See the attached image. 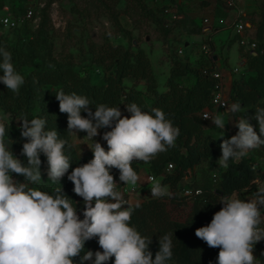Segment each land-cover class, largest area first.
Wrapping results in <instances>:
<instances>
[{
    "label": "trees",
    "instance_id": "16d2710c",
    "mask_svg": "<svg viewBox=\"0 0 264 264\" xmlns=\"http://www.w3.org/2000/svg\"><path fill=\"white\" fill-rule=\"evenodd\" d=\"M131 1L143 17L154 21L156 26L159 25L163 29L162 42L166 47L172 48L170 33L180 17L171 18L167 12L163 11L164 7H170V5H160L161 15L158 16L154 8L147 5L144 0ZM130 14L132 15V12ZM251 25L255 28L254 37L257 43L254 50L256 52L253 53L240 45V51L245 57L244 70L240 65V72L231 78L228 92V104L239 102L241 111L230 114L233 124L231 128L225 127L224 136L220 138L218 137L223 135V132L219 135H210L205 131V121L199 114L201 108L210 103L215 82L212 74L214 62L182 60L178 57V48H176L175 53L169 55L165 88L159 89L151 60L142 46L136 43L135 47H131L109 41L100 44L92 42L88 47L91 62L105 66L102 81L96 82L89 76L91 62L79 69L75 67L71 55L64 60H58L53 56L51 43L46 36H42L38 43L33 39L12 43L0 33V47L6 48L11 53L16 71L25 79L19 94L12 93L0 82V112H8L19 121L25 117L29 120L44 118L46 130L56 129L60 138L66 139L70 145L65 148V154L71 158V167L60 182L53 183L48 180L47 158L41 153L42 180L40 184H29V187L38 188L50 195H55L59 189L61 194L75 205L78 216L83 219L85 204L83 198L73 191L74 184L68 179V174L75 167L89 162L93 158V151L77 149L71 134L68 133L67 114L59 111L56 93L62 91L65 94L75 93L87 97L91 102L89 107L93 113L96 106L101 104L119 107L121 113L123 110L127 111L126 105L131 103H136L142 111L151 112L153 108L161 109L166 119L170 120L174 127L179 128V135L173 147L160 153L147 164L150 173L158 176L163 173L160 183L168 185L172 195L169 196V201L163 197L149 196L130 202L127 206L130 205L134 209L129 222L130 226L143 237L151 238L149 250L153 258L159 250V237L167 234L172 240L173 252L169 264H216L220 249L208 247L203 240L196 237L195 230L211 222L215 212L223 206L220 201L222 198L234 195L246 201L243 193L246 186L253 196L258 187L263 186V183L257 182L255 178L260 177L261 182H264V167L258 169L254 156L264 155V145L251 150L240 161L230 160L227 168L219 169L217 172H212L209 168H201L199 177L195 178L192 186L189 187L193 190L192 193H182L181 190L185 187L183 179L187 170L190 172L195 165L209 161L213 155L221 156L222 139L230 138L238 132L236 122L240 116L248 119L254 129L259 132L258 121L254 116L257 107H264V4L261 8V19ZM218 28L221 26L212 29ZM195 31H202V25H199ZM131 42L134 43L132 38ZM248 70L252 73H248ZM2 75L3 72L0 70V76ZM187 75L193 77L189 84L180 80V76ZM125 78L131 80L129 85L124 81ZM139 80H144V90L134 84ZM144 92L147 93V99L144 97ZM81 115L87 117L88 114L82 110ZM122 116H124L123 113ZM0 122L6 125L9 136L6 135V141L13 154L26 164L27 158L22 154V147L26 142L20 131L22 121L19 124H11L2 120L0 116ZM109 130L111 129L101 128L98 132L102 137L103 133ZM103 147L107 150L105 140H103ZM168 162H171L173 167L170 171H164ZM143 163L145 162L134 161L132 167L138 172ZM110 171L116 181L119 170L113 168ZM12 175L18 182L25 180L22 175L18 176L15 173ZM195 188L200 190L194 191ZM215 189H220L221 192ZM183 198H190L188 213L183 219L172 217L169 203L176 201L180 204ZM137 204L139 207H136ZM88 250L94 253L102 251L98 238L85 242V251ZM253 255L255 264H264V239L255 244ZM74 259L79 264L80 258ZM84 264H91V262L85 261ZM108 264H114V257Z\"/></svg>",
    "mask_w": 264,
    "mask_h": 264
},
{
    "label": "clouds",
    "instance_id": "9594fccd",
    "mask_svg": "<svg viewBox=\"0 0 264 264\" xmlns=\"http://www.w3.org/2000/svg\"><path fill=\"white\" fill-rule=\"evenodd\" d=\"M0 76L6 88L14 94L25 83L24 76L13 65L11 53L0 47ZM59 111L67 114L68 133L86 132L87 137L99 135L101 128L107 150L99 142L90 147L93 158L72 169L68 179L74 184L73 191L83 198V219L75 205L59 189L55 195L29 187L40 184L41 153L47 158V176L59 183L71 167V158L65 154L70 147L60 138L56 129L46 130L44 118H22L21 136L26 142L22 154L25 164L16 157L6 141V125L0 122V264H169L173 256L172 240L165 234L159 237V250L153 258L149 250L151 238L143 237L130 226L132 206H125L122 194L116 191V181L110 169L119 170V180L134 186L139 177L133 169L134 161L150 162L160 153L175 145L179 128L165 117L158 108L142 111L136 103L126 105L130 116H122L119 107L96 106L93 113L90 100L75 93H56ZM226 114H237L241 104L221 103ZM87 112V117L81 112ZM230 116V115H229ZM211 118L214 126L222 130L223 115H204ZM259 132L248 119L240 116L236 122L238 132L222 139L218 164L227 168L229 161H240L253 149L264 145V107L255 109ZM9 137V136H8ZM13 173L25 177L24 182L14 179ZM151 194L155 198L171 196L167 187L153 181ZM222 207L215 212L211 222L195 230L197 238L210 248H219L216 264H255L253 249L264 239V186H259L254 198L242 200L224 197ZM139 207V204L136 205ZM98 238L102 251H85V242ZM83 253V255H81ZM94 257V259H93Z\"/></svg>",
    "mask_w": 264,
    "mask_h": 264
},
{
    "label": "rangeland",
    "instance_id": "374dc122",
    "mask_svg": "<svg viewBox=\"0 0 264 264\" xmlns=\"http://www.w3.org/2000/svg\"><path fill=\"white\" fill-rule=\"evenodd\" d=\"M144 2L153 7L158 16L161 15L160 5L162 4L170 5L173 10L183 13L170 33V37L177 40V42H172V48L166 47L165 43L162 42L163 29L159 25L156 26L154 21L143 17L136 6H133L131 0H0V16L5 11H11L13 15H23L27 5H30L33 10L31 16L23 18L17 27L7 28L0 22V33L4 34L12 43H21L28 39H33L38 43L42 36H46L51 43L53 56L58 60H64L65 57L71 55L75 67L79 69L91 62L90 52L88 51L90 43L100 44L109 41L135 47V43L131 42V38L132 40L135 39L136 44L142 46L147 52L154 74L159 81V88H162L168 73V65L164 59H169L168 56L175 53L178 44H182L184 33L195 31L199 25H202L203 16H207L210 22H213L216 16L221 15V11H226L225 7L231 5L227 3V0H182L183 3L177 0H144ZM210 2H215L213 4L214 10L210 9L209 6L204 7L205 3ZM233 2L232 7L233 5L241 7L245 12L244 18L250 24L261 19V8L264 0H233ZM130 12H132V15ZM206 39H208V36ZM196 44L199 48L200 43L197 42ZM236 50L237 43H233L229 49L230 63L236 61ZM91 63L90 79L101 82L105 66ZM124 81L127 85L131 83V80L126 78ZM181 81L186 83L189 81V77L182 76ZM134 84L144 90L142 81H136ZM144 97L147 99L146 92H144ZM122 113L124 116H130L125 110ZM222 115L225 119V127L231 128L230 114L223 113ZM0 116L2 120L11 124L20 123L18 118L13 117L8 112H0ZM204 128L210 135H219L222 132L210 123H205ZM86 135L87 133H71L79 151L92 150L90 147L94 146L95 142H99L103 146V139L100 135L93 137V140ZM219 157L220 155H213L209 158V161H203L195 165L190 169L189 175L184 177L183 185L191 187L193 180L199 177L201 168H209L212 172L222 169L223 167L218 164ZM254 160L258 169L264 167L262 157L254 156ZM138 174L140 175V173ZM146 183H141L137 187L136 194L138 196L136 199L152 196L153 182L148 180ZM259 183L264 184L263 181H259ZM141 186H143V189L138 192ZM166 187L170 192V188ZM245 193L248 200L252 199L248 192ZM230 197H234V195ZM163 198L169 201V196ZM189 205L190 198H183L180 204H177L176 201L170 202L169 207L172 217L183 219L188 213ZM261 213L264 214V207L261 208Z\"/></svg>",
    "mask_w": 264,
    "mask_h": 264
},
{
    "label": "crops",
    "instance_id": "0c3cea01",
    "mask_svg": "<svg viewBox=\"0 0 264 264\" xmlns=\"http://www.w3.org/2000/svg\"><path fill=\"white\" fill-rule=\"evenodd\" d=\"M177 1H180L181 3H183L182 0H177ZM184 1H186V0H184ZM232 2H233V0H232ZM227 3H228V1H227ZM213 4H215V2L205 3L204 7L207 8L209 6L210 9L212 8L214 10L215 8H214ZM233 4H234V2H233ZM229 5H231V6L225 7L224 9L226 11H221V15L216 16L213 22H210L207 24V23H204L202 20L201 21L202 31H190V32L184 33V39L182 41V44H178V46L176 47V48L182 47V52L178 53V57L181 58L182 60L214 62V65L224 63V65H226V67H225L226 69L224 70L225 78H226L228 85L231 82V76H232V73L230 72L229 68L236 66V65H241V68L244 70L243 67H244V61H245V57L242 55V53L240 51V45L235 38V35H237V34H236L235 30L232 27H230L229 23L232 20H234L236 17L241 16L242 19L245 20V22L249 26V31L254 36V26L251 25L250 22L244 18V16H245L244 10L237 5H233V7H232V4H229ZM179 15L181 17L183 15V13H179ZM203 17H205V16H203ZM203 17H202V19H203ZM209 26H213V27L221 26V28H218L217 30L211 29L209 31ZM222 26H224V27H222ZM207 36H208V39H206ZM173 39L174 38H170L171 42H173V43L177 42V40H173ZM208 40L210 41L209 44L215 48V54L212 57L207 56L201 50V44L203 42H207ZM197 42L200 43L199 48L196 44ZM233 43H237V50H236V54H235L236 61L233 63H230V61H229L230 60L229 49ZM251 52H253V51H251ZM164 60L167 63L168 70H169V59L165 58ZM248 73H252V71L248 70ZM187 76L189 77V81L186 83L189 84L192 82L193 77H192V75H187ZM181 77L182 76H180V80H181ZM164 82H165V80H164ZM164 82H163L162 88H159V84H158L159 89L165 88ZM231 123L233 124L232 117H231ZM71 137L73 138V136H71ZM260 157H262L263 161H264V155L260 156ZM138 173H140V175ZM149 173H150V171L148 169V164L147 163L141 164L139 171L137 172V175L139 177V180L137 182V186H139L141 183H146L148 181V174ZM186 175L188 176L189 172ZM160 177L161 176H157L154 181L160 182ZM161 185L165 186V187L168 186L166 184H161ZM129 186L130 185H127V187H129ZM263 186H264V184H263ZM142 189H143V186H141V189H139L138 192H140V190H142ZM116 191L119 192V188L117 187V185H116ZM245 192H248L250 194V196L252 198H254V196L251 194V192L249 190H243V193L246 197V201L248 199H247V195ZM137 196H138V194H136V193L130 194L129 195L130 202L132 203V202L136 201ZM261 215L264 216V214H262V213H261Z\"/></svg>",
    "mask_w": 264,
    "mask_h": 264
},
{
    "label": "built area",
    "instance_id": "2783aa9c",
    "mask_svg": "<svg viewBox=\"0 0 264 264\" xmlns=\"http://www.w3.org/2000/svg\"><path fill=\"white\" fill-rule=\"evenodd\" d=\"M229 4H233L232 0H227ZM164 12H167L171 18H177L180 17L179 12L173 10L171 7L167 6L164 7L163 9ZM33 10L30 5H27L25 7V11L23 12V15H13L11 11H5L1 16H0V22L2 23L3 26L7 28H12L17 25H19L22 21L23 18H28L31 16ZM203 22L204 23H210V20L207 16L203 17ZM230 27H232L236 34L235 38L238 41L239 45L243 46L245 49H248L250 51L254 50V47L256 46V39L255 37L251 34L249 31V26L245 22V20L242 19L241 16L236 17L234 20H232L229 23ZM213 28V26H209V31ZM201 50L209 57H212L215 54V48L210 45L208 42H203L201 44ZM177 52L180 53L182 52V47H179L177 49ZM226 65L224 63L216 64L214 65V68L212 70V74L215 77V82L213 85V92L210 98V103L204 107L201 108L199 111V114L201 118L205 121V123H210L212 124L211 118H204L205 114H208L210 116H216L217 114L222 115L226 107L220 105L221 103H227L228 104V92H229V87L230 84H227L226 78H225V72L224 70ZM230 72L232 73V76L234 74H237L240 72V65H236L233 67L229 68ZM231 76V78H232ZM173 167V164L171 162H168L165 165V170L164 171H170L171 168ZM163 171V172H164ZM189 171L187 170V173ZM163 173H160L159 176H161ZM158 175H155L153 173L148 174V180H155V178ZM255 180L257 182L261 181L260 177H256ZM116 185L119 188V192L122 194L123 199L125 200L127 206L130 203L129 200V195L134 194L137 191V184L134 186H129L123 184L122 181L118 179L116 180ZM199 188H195L194 191H199ZM244 190H251L246 186ZM192 189L189 187H183L181 192L182 193H192ZM261 227H264V222L260 225Z\"/></svg>",
    "mask_w": 264,
    "mask_h": 264
},
{
    "label": "water",
    "instance_id": "95a60500",
    "mask_svg": "<svg viewBox=\"0 0 264 264\" xmlns=\"http://www.w3.org/2000/svg\"><path fill=\"white\" fill-rule=\"evenodd\" d=\"M134 43H136V40L134 39ZM256 51L253 50V53H255ZM142 82H144V80H142ZM217 192H221L220 189H215Z\"/></svg>",
    "mask_w": 264,
    "mask_h": 264
}]
</instances>
